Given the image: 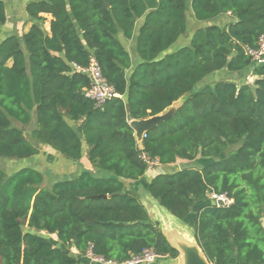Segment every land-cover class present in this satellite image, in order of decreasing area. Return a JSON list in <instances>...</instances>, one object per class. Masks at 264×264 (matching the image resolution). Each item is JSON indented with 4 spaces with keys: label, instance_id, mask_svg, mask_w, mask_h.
Returning <instances> with one entry per match:
<instances>
[{
    "label": "trees",
    "instance_id": "1",
    "mask_svg": "<svg viewBox=\"0 0 264 264\" xmlns=\"http://www.w3.org/2000/svg\"><path fill=\"white\" fill-rule=\"evenodd\" d=\"M187 9L186 0L27 4L28 31L0 43V158L31 159L45 144L77 162L86 144L89 161L107 175L83 169L42 187L38 168L12 174L0 168V264H107L83 259L89 253L123 264L148 248L176 258L178 250L131 189L151 176L145 191L182 221L204 201L193 229L210 263L264 264V65L254 66L246 51L264 36V0H192L199 21L229 12L232 18L199 27L188 44L170 51L188 35ZM44 14L52 16L49 31ZM6 22L0 0V27ZM121 33L136 39L142 60L130 77L132 57ZM91 56L117 93L103 107L84 95L90 78L79 68ZM249 68L253 82L233 77ZM223 70L228 78L206 81ZM183 97L140 145L131 121ZM33 119L30 139L13 125ZM143 155L158 159L160 168L150 169ZM178 160L198 166L161 170ZM210 192L232 202L213 205Z\"/></svg>",
    "mask_w": 264,
    "mask_h": 264
},
{
    "label": "crops",
    "instance_id": "2",
    "mask_svg": "<svg viewBox=\"0 0 264 264\" xmlns=\"http://www.w3.org/2000/svg\"><path fill=\"white\" fill-rule=\"evenodd\" d=\"M19 1V0H18ZM17 1V2H18ZM5 2V6H6V13H7V22L1 26V28L3 27V32L4 35L1 37L0 36V43L7 38L10 35L15 34L14 30L16 27V34L21 36L23 33H25L26 31H28V29L30 28L32 21L30 20L28 13L26 11V4L27 2H23L22 5L20 6L21 9V20H16L17 22L15 23V26H11L8 24V18H9V5L7 3L6 0H4ZM187 4H188V9H187V21H188V35H183L181 36V38L171 46L170 51L176 50L177 48L184 46L186 44H188L190 42V39L192 38L194 32L202 26H207L209 24H219L222 25L228 21L231 20V16L229 13L224 14L222 16L217 17L214 20L211 21H199L194 17V13H193V9H192V0H186ZM44 17L46 18V23L45 24V28L49 31L50 30V20L52 19V16L50 14H44ZM144 22V18H140L137 22V27L135 29V34L134 36L139 34V29L141 27V25ZM7 27V28H6ZM2 30V29H1ZM121 42L123 43V45L125 46V48L127 49V43L128 42H132L133 46L136 45V39L134 40H128L126 39L122 33L119 35ZM165 54L162 53L161 57H163ZM131 57H132V67L131 69L127 70V75L128 77L131 76V74L133 73L134 68L142 61L140 56L137 53V49L136 46L134 48V53H131ZM246 72H253V68H249ZM221 73L223 75H225L226 77L224 78H228L230 76V73L227 72L226 70H223L221 72H217L214 74H218ZM213 75V74H212ZM245 74L243 75H239L238 74H234V78H238L240 81H248L246 78H244ZM252 77H254L255 80V75L254 73H252ZM69 123H72L75 121H71L68 120ZM73 124V123H72ZM48 147V145L45 144H41L40 145V153L34 157H32L31 159L34 160L36 157H41L42 153L44 152V147ZM43 149V150H42ZM83 155L80 161H72L70 160L69 162H65L66 165H69L70 169L72 170V172H74V175H71L70 177H74L76 175H79L81 173V171H83V169H88L91 171H97L98 175H102L105 174L107 175V173L101 171V170H96V168L92 165V163L89 161L88 156H87V150L88 147L86 144H84V148H83ZM56 151V150H55ZM58 152V151H57ZM52 153V152H51ZM58 155L60 157L61 154L58 152ZM38 168V167H35ZM39 170H41L40 168H38ZM95 169V170H94ZM42 171V170H41ZM159 171V170H158ZM67 177V178H70ZM152 177V176H151ZM150 177V179H151ZM150 179H141V181L135 182V184L133 183L132 185H134V187L131 186V189L133 192H135L136 194H138L141 199L142 202L145 204V206L148 208L152 220L153 221H158L160 223V227L163 229V231L165 232V234L168 236V238L170 239L171 242L175 243L176 245H178L179 243H187L189 245H195V237H194V229H193V224H194V220H195V216L197 214L198 208L204 203L203 200H200L197 202V204L195 205V208L192 210V212L190 213L187 221H182L176 217H174L173 215L169 214L164 208H162L159 203L157 201H155L154 199H152L149 194L145 191V189L143 188L142 184L144 183H148L150 181ZM208 193L206 195L207 199L211 200L209 197ZM164 213V215L162 217L159 216V214ZM158 264H183V256L179 255L176 258H171L168 256H161L160 258L157 259L156 261ZM212 264V263H210ZM230 264H233V262H231Z\"/></svg>",
    "mask_w": 264,
    "mask_h": 264
},
{
    "label": "rangeland",
    "instance_id": "3",
    "mask_svg": "<svg viewBox=\"0 0 264 264\" xmlns=\"http://www.w3.org/2000/svg\"><path fill=\"white\" fill-rule=\"evenodd\" d=\"M4 1V0H3ZM8 5H9V20H8V24L11 26H15V23L17 22L16 20H21V9L20 6L22 5V3L25 1L27 2V4L31 1H37V0H6ZM18 1V2H17ZM26 4V6H27ZM46 23V22H45ZM45 26V24H44ZM7 28V27H6ZM14 33L16 34V27H14ZM2 29V30H1ZM3 27H0V36L2 37L4 35L3 32ZM135 40V39H134ZM132 42H128L127 43V50L130 53H134V48L135 46L132 45ZM252 73L253 72H244V78H246L248 81L253 82L254 81V77H252ZM243 75V74H242ZM226 77L225 75L218 73V74H213L210 77H208L206 79V81L208 82H214V81H218L221 79H225L224 77ZM240 77V76H239ZM182 103L183 100L179 101V103ZM178 103V104H179ZM73 124H77L76 122H72ZM71 123V124H72ZM13 125L16 127H19L23 132L24 135L26 136V138L30 139L31 138V132L32 130L36 127V123L35 120L33 119L32 123H30L27 126H23L21 125L19 122L13 120ZM44 152L42 153V156L36 157L34 160L32 159H3L0 158V168L5 171L7 174H12L16 171H18L21 168L24 167H38L42 170L43 174H44V183L42 184L43 186H50L51 184H53L55 181L58 180H63V179H67V177H70L71 175H74L75 173L72 172V170L70 169L69 165H66L65 162H69L70 159H67L66 157H64L63 155H61L62 157H60L58 155V152L55 151L53 148H51L50 146L48 147H44ZM41 150V149H40ZM43 150V149H42ZM41 152V151H40ZM52 152V153H51ZM188 165H196L198 166V161H186V160H178L174 165L172 166H168L167 168L164 167L163 171H169L171 168H175V169H180L183 168L184 166H188ZM157 168H160L159 165L154 166V171L157 170ZM86 170V169H84ZM95 170V169H94ZM71 178V177H70ZM164 215V213L159 214L160 217H162ZM263 223H264V219H263ZM52 238L57 239L56 235H52ZM73 254H78V252L76 251H72ZM83 259H89V256H85V258Z\"/></svg>",
    "mask_w": 264,
    "mask_h": 264
},
{
    "label": "built area",
    "instance_id": "4",
    "mask_svg": "<svg viewBox=\"0 0 264 264\" xmlns=\"http://www.w3.org/2000/svg\"><path fill=\"white\" fill-rule=\"evenodd\" d=\"M230 14V12H229ZM247 54L250 56L254 66L264 65V36H261L257 46H247ZM84 74L90 78V85L84 89L86 98L95 102L97 107H103L108 101L117 96L116 90L103 75L101 66L98 60L91 56L89 65L85 68H79ZM150 169L154 166L160 165L158 159L153 160L147 155H143ZM209 197L211 200H222L225 205L230 204L232 201L227 194H217L210 192ZM90 261L98 263L115 264L116 262H106L102 257L94 256L92 253L88 254ZM161 256L155 253L151 248L144 249L139 255L133 256L131 259L125 261L123 264H153L156 259Z\"/></svg>",
    "mask_w": 264,
    "mask_h": 264
},
{
    "label": "water",
    "instance_id": "5",
    "mask_svg": "<svg viewBox=\"0 0 264 264\" xmlns=\"http://www.w3.org/2000/svg\"><path fill=\"white\" fill-rule=\"evenodd\" d=\"M181 100H183L184 102L185 97L176 101L173 105L168 107L165 111H163L160 114L154 115L149 118L141 119V120L131 121V126L135 130V136L140 145L142 144L144 134L148 130L162 124L171 115H173L177 111V109L182 105L183 102L179 103V101ZM103 196L107 197V195H103ZM212 204L217 205V206H225V203L222 200H218V201L212 200ZM168 240L171 243V245L178 250L179 255L183 256V264H210L209 260L207 259L204 252L202 251L201 247L198 245L197 241L195 242V245L192 246L187 243H179L178 245H176L175 243L171 242L169 238ZM156 261L153 264H158Z\"/></svg>",
    "mask_w": 264,
    "mask_h": 264
}]
</instances>
